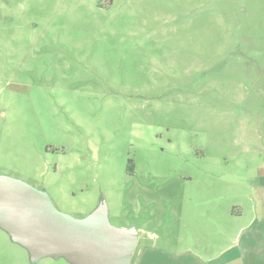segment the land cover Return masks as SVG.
Returning a JSON list of instances; mask_svg holds the SVG:
<instances>
[{"label":"rangeland","instance_id":"rangeland-1","mask_svg":"<svg viewBox=\"0 0 264 264\" xmlns=\"http://www.w3.org/2000/svg\"><path fill=\"white\" fill-rule=\"evenodd\" d=\"M8 192L136 230L130 264L264 260V0H0V264H78Z\"/></svg>","mask_w":264,"mask_h":264},{"label":"water","instance_id":"water-1","mask_svg":"<svg viewBox=\"0 0 264 264\" xmlns=\"http://www.w3.org/2000/svg\"><path fill=\"white\" fill-rule=\"evenodd\" d=\"M12 223L36 254L61 253L78 264H130L136 230L111 227L103 216L76 221L57 214L38 197L13 198Z\"/></svg>","mask_w":264,"mask_h":264},{"label":"crops","instance_id":"crops-1","mask_svg":"<svg viewBox=\"0 0 264 264\" xmlns=\"http://www.w3.org/2000/svg\"><path fill=\"white\" fill-rule=\"evenodd\" d=\"M259 255H254L253 252H249V256L247 257L245 264H264V260L261 258L259 259ZM244 257H246V254H244ZM258 257V258H257ZM249 258V259H248ZM233 263L237 264V260L233 257ZM257 261V262H256Z\"/></svg>","mask_w":264,"mask_h":264},{"label":"flooded vegetation","instance_id":"flooded-vegetation-1","mask_svg":"<svg viewBox=\"0 0 264 264\" xmlns=\"http://www.w3.org/2000/svg\"><path fill=\"white\" fill-rule=\"evenodd\" d=\"M138 242V241H137ZM136 246H137V244H136ZM135 249H136V247H135Z\"/></svg>","mask_w":264,"mask_h":264}]
</instances>
